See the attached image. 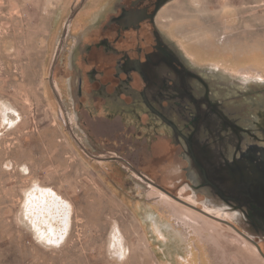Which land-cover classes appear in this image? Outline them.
I'll use <instances>...</instances> for the list:
<instances>
[{
	"label": "rangeland",
	"instance_id": "rangeland-1",
	"mask_svg": "<svg viewBox=\"0 0 264 264\" xmlns=\"http://www.w3.org/2000/svg\"><path fill=\"white\" fill-rule=\"evenodd\" d=\"M81 1L0 0V107L15 118L0 111V264H264V232L213 189H224L223 158L239 140L264 142V0H166L157 14L212 102L198 125L177 119L192 150L125 92L117 108L80 98L100 117L71 98L79 26L66 40L60 33ZM35 186L52 189L64 215L69 207L60 241L24 215Z\"/></svg>",
	"mask_w": 264,
	"mask_h": 264
},
{
	"label": "flooded vegetation",
	"instance_id": "flooded-vegetation-1",
	"mask_svg": "<svg viewBox=\"0 0 264 264\" xmlns=\"http://www.w3.org/2000/svg\"><path fill=\"white\" fill-rule=\"evenodd\" d=\"M165 1L105 0L86 11L87 0H83L73 8L69 22L63 24L60 33L61 39L66 40L72 24L79 26L80 34L73 40L75 47L68 58L69 92L88 116L98 117L101 116L99 111L92 115L80 98L90 101L102 98L117 108L115 103L125 92L135 111L144 109L158 123L168 127L177 142L183 140L192 150L193 134L185 133L177 119L194 116L198 125L204 119L202 106L211 107L212 102L205 95V85L203 92L196 91L193 79L199 80L198 76L182 62L156 26L157 14ZM248 143L243 148L239 140L232 158H223L221 177L226 185L224 189L213 185V189L247 215L246 220L251 218L254 227L262 233L264 142L258 144L250 140ZM196 159L193 157L202 180L211 182L203 163Z\"/></svg>",
	"mask_w": 264,
	"mask_h": 264
},
{
	"label": "bare ground",
	"instance_id": "bare-ground-1",
	"mask_svg": "<svg viewBox=\"0 0 264 264\" xmlns=\"http://www.w3.org/2000/svg\"><path fill=\"white\" fill-rule=\"evenodd\" d=\"M1 103L0 111L9 123L13 124L15 118L13 116H7L9 115V111L13 112L14 110L8 104ZM23 207L24 215L32 219V223L37 229L39 236L52 242L62 240L69 225V207L67 206L66 210L68 213L64 215L63 207L66 208V205L61 202L60 198L56 197L52 189L35 186L33 189L27 191L23 200ZM113 235L119 242L117 233L115 232Z\"/></svg>",
	"mask_w": 264,
	"mask_h": 264
},
{
	"label": "water",
	"instance_id": "water-1",
	"mask_svg": "<svg viewBox=\"0 0 264 264\" xmlns=\"http://www.w3.org/2000/svg\"><path fill=\"white\" fill-rule=\"evenodd\" d=\"M139 176H141L140 174H139ZM167 193V192H166ZM170 196V195H169ZM172 196V195H171ZM174 199H176V200H179V198L178 197H176V196H172ZM203 214H206V215H208L206 212H204L203 210L201 211ZM214 217V216H213ZM214 218H216V217H214ZM216 219H218V218H216ZM221 221V220H220ZM223 221V220H222ZM241 235H243L246 239H248V240H250L256 247H257V249L259 250V247H258V245L253 241V240H251L248 236H246L245 234H243L242 232H239ZM264 257V256H263Z\"/></svg>",
	"mask_w": 264,
	"mask_h": 264
}]
</instances>
